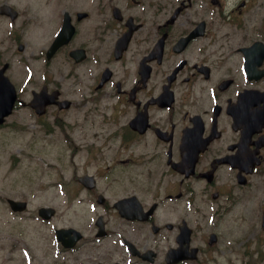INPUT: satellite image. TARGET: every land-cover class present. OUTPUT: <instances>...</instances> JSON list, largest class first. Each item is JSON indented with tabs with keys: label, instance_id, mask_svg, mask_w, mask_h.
<instances>
[{
	"label": "flooded vegetation",
	"instance_id": "obj_1",
	"mask_svg": "<svg viewBox=\"0 0 264 264\" xmlns=\"http://www.w3.org/2000/svg\"><path fill=\"white\" fill-rule=\"evenodd\" d=\"M0 72L74 131L54 264H264V0H0Z\"/></svg>",
	"mask_w": 264,
	"mask_h": 264
},
{
	"label": "rangeland",
	"instance_id": "obj_2",
	"mask_svg": "<svg viewBox=\"0 0 264 264\" xmlns=\"http://www.w3.org/2000/svg\"><path fill=\"white\" fill-rule=\"evenodd\" d=\"M27 89L21 93L23 97ZM25 110L17 109L0 125V264H54L57 255L49 249L54 246L52 228L66 220L57 216L44 223L36 209L44 196L45 203L63 208V195L57 194L53 183L57 172L68 175L71 142L64 133L74 131L70 125L48 132ZM66 117L73 119L72 112ZM84 132H93L89 122ZM6 197L27 199L28 206L25 211L13 212Z\"/></svg>",
	"mask_w": 264,
	"mask_h": 264
},
{
	"label": "water",
	"instance_id": "obj_3",
	"mask_svg": "<svg viewBox=\"0 0 264 264\" xmlns=\"http://www.w3.org/2000/svg\"><path fill=\"white\" fill-rule=\"evenodd\" d=\"M9 89L11 93L7 92V88H4L0 84V123L4 120V116L10 113L14 99H15V93L13 90V87L10 85V83L7 81ZM8 202L10 206L15 210H22L26 206V202L22 200H15V199H8ZM47 211H52V209L44 208ZM40 208V212L43 210Z\"/></svg>",
	"mask_w": 264,
	"mask_h": 264
}]
</instances>
